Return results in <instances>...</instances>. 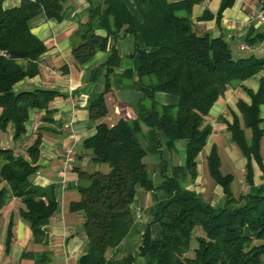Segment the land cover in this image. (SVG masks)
<instances>
[{"label":"trees","instance_id":"16d2710c","mask_svg":"<svg viewBox=\"0 0 264 264\" xmlns=\"http://www.w3.org/2000/svg\"><path fill=\"white\" fill-rule=\"evenodd\" d=\"M64 0H21L15 7L4 9L0 3V216L5 206L16 198L21 203L20 217L28 224L33 241L46 243L43 227L57 209L53 187L42 188L31 182L38 169L39 145L44 126L38 127L30 145H20L26 133L28 110L44 111L40 120L53 123L51 101L61 95L56 90L36 88L14 91L18 81L33 77L39 71L40 57L46 43L30 30V20L39 14L62 19ZM87 20L74 34L71 54L83 64L98 51H105L110 36L132 34L141 40L137 51L135 74L125 69L122 80L137 77L143 96L139 106L145 111L142 120L120 118L113 125L103 121L108 113L106 94L112 90L111 65L120 58L110 50L105 63L107 72L100 92L91 96L89 118L96 122L93 135L84 140L93 154L94 164H107L109 171L76 170L79 198L70 203L72 211L85 215L84 232L87 251L77 264H264V184L252 180L251 158L264 170L260 142L264 136L260 105L264 104V77L256 92L243 82L264 72V55L234 56L221 36L200 34L191 20L192 7L202 0H86ZM233 4L222 0L217 13ZM264 9V0H261ZM103 29L106 35L96 33ZM264 39V29L248 35L251 46ZM247 90L250 103L238 102L240 117L233 116L227 130L233 142L246 157V191L235 193L234 177L222 173L217 148L212 146L206 158L207 171L213 183L220 185L224 203L213 207L209 201L188 188L197 176V157L212 131L207 121L210 108L228 88ZM157 92L173 94L175 104H160ZM161 132L172 149L176 140H187L186 159L174 166L170 177L159 187L166 197L155 204L154 222L159 237L152 238L149 227L142 234L136 255L126 254L119 260L107 259L134 231L130 206L136 187L154 189L147 175V153L141 145L142 126ZM245 129L250 131L248 137ZM10 136L12 146L1 141ZM18 144V145H17ZM13 218L10 217L4 240L8 253L13 242ZM197 247L188 256L190 242ZM22 259L35 264H49L47 252H27Z\"/></svg>","mask_w":264,"mask_h":264},{"label":"crops","instance_id":"0c3cea01","mask_svg":"<svg viewBox=\"0 0 264 264\" xmlns=\"http://www.w3.org/2000/svg\"><path fill=\"white\" fill-rule=\"evenodd\" d=\"M221 1L202 0L192 7L191 20L197 31L200 34L208 33L212 37L221 36L234 56L264 55V39L257 40L251 46L247 41L248 35L249 38L256 36L264 29L257 18L258 12L262 10L261 0H233V4L224 9L218 18ZM20 2L21 0H0L4 9L18 6ZM87 7L86 0H64L61 20L48 19L44 14L30 20L31 32L46 43L47 50L40 57L38 73L18 81L13 89L16 92L36 88L51 89L61 95L50 103L53 123H43L40 120L44 114L43 110H28L26 133L20 145H30L38 127L46 128L39 145L38 169L31 176V182L42 188L53 187L57 209L43 227L46 243H36L28 224L19 215V209L22 207L20 201L13 198L0 216V264H35L31 259L21 258L24 251L47 252L49 264H77L79 258L86 253L88 241L84 232L85 215L80 211H72L70 203L79 198L76 170L102 169L100 164H94L93 154L85 148L84 140L95 132L96 122L89 118V104L91 96L103 88L107 72L105 63L112 48L116 49L120 60L116 65L110 66L114 83L112 90L106 94L108 113L103 121L113 125L120 118L137 117L142 120L145 117L144 109L139 106L143 93L137 77L134 75L132 80L121 79L126 68H130L132 74H135L138 68L137 51L142 48L138 37L125 33H121L117 38L110 36L105 51H98L83 64L75 62L71 54L74 34L78 25L87 20ZM96 33L106 35L103 29L97 30ZM242 45H247L249 49H242ZM261 77H264V72L245 80L243 85L246 89L256 92ZM155 99L160 104L177 102L175 95L165 92H157ZM238 102L250 103L247 90L230 87L210 108L207 121L212 131L206 145L198 154L196 179L188 186L215 208L223 205L224 193L222 187L213 183L208 175L206 158L212 146L217 148L222 173H230L234 180L236 179L233 188L231 185L232 190L234 191L240 183L242 191L248 189L245 182L248 160L227 130L233 116H241ZM260 117L264 129V104L260 105ZM142 130L140 142L148 155L147 175L154 189L136 187V194L130 206L134 231L124 238L117 248L107 251L109 260L117 261L126 254L136 255L142 242V234L148 227L152 238L159 237V226L153 221L155 204L166 197V193L159 187L166 177L171 176L174 166H182L185 163L187 140H176L170 149L163 133L154 132L145 125ZM245 133L250 136L248 129H245ZM1 143L6 147L12 146L10 136ZM68 149L74 152L70 166L65 163ZM260 155L264 166V136L260 142ZM250 164L253 183L264 184V170L254 158H251ZM10 217L14 221V237L8 253H5L4 240Z\"/></svg>","mask_w":264,"mask_h":264},{"label":"rangeland","instance_id":"374dc122","mask_svg":"<svg viewBox=\"0 0 264 264\" xmlns=\"http://www.w3.org/2000/svg\"><path fill=\"white\" fill-rule=\"evenodd\" d=\"M148 159V155H147V158L146 160ZM101 171H103L104 173L108 172L109 171V166L107 164H101ZM236 182V179L233 181L232 183V188L234 186ZM240 191H242V184H237L235 189H234V192L235 193H239ZM197 247V243L194 239L191 240L190 242V250L188 251V256H192L194 254V249Z\"/></svg>","mask_w":264,"mask_h":264},{"label":"built area","instance_id":"2783aa9c","mask_svg":"<svg viewBox=\"0 0 264 264\" xmlns=\"http://www.w3.org/2000/svg\"><path fill=\"white\" fill-rule=\"evenodd\" d=\"M258 21L262 26H264V9L260 10L257 14ZM242 49L247 50L249 47L247 45H242ZM74 152L72 149H68L66 153L65 163L66 165L70 166L73 161Z\"/></svg>","mask_w":264,"mask_h":264}]
</instances>
